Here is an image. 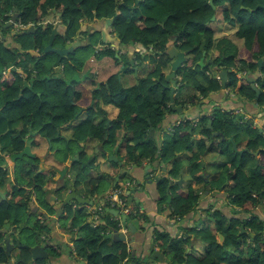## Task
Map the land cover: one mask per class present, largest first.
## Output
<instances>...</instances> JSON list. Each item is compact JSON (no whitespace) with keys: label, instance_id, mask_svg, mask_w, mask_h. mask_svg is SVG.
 Returning <instances> with one entry per match:
<instances>
[{"label":"flooded vegetation","instance_id":"flooded-vegetation-1","mask_svg":"<svg viewBox=\"0 0 264 264\" xmlns=\"http://www.w3.org/2000/svg\"><path fill=\"white\" fill-rule=\"evenodd\" d=\"M5 1H0V10ZM50 11L59 17L55 24L44 19L28 26L18 24L16 8L12 12H0V47H3L0 54L7 52L12 57L0 60V263L7 249L13 252L16 239H24L29 227L43 229L54 218L56 212L52 207L59 208L62 204V184L78 179L81 164L90 158L89 167L100 174L96 178L106 176L112 182L105 198H94V194L87 192L84 198L88 203L94 201L93 206L77 207L67 217V222L72 221V229L66 236L74 238L76 256V242L80 241L79 237L85 238L80 234L82 224L86 236L100 227L107 228L104 236L111 233L107 225L114 224L116 217L108 216L107 208L140 221V225L150 221L147 210L129 195L136 188L135 178L128 177L131 181L122 182L120 176L116 186L121 191L116 199L111 198L113 202L108 200L120 170H130L133 176L138 170L152 172L153 183L148 193L157 213L173 226V252L179 244L186 245L184 257L189 263L182 264L203 261L207 254L221 247L226 253L234 254L233 240L245 249L256 247L258 236L264 239V218L258 212L260 207L264 209L261 198L264 189L258 192L249 186L252 200L242 205L232 202L237 195L232 184L237 176L255 179L264 175V87L260 83L264 81V58L255 61V68L247 67L239 72L226 68L222 49L205 48L204 36L190 46L174 36L175 40L171 37L161 50L156 45L122 43L111 24V28L102 26L103 22L108 24L107 20L97 19L92 20L96 26L89 25V20L81 22L75 40L63 43L56 41L65 37L62 12ZM9 15L10 19L5 20ZM7 24L10 25L4 28ZM39 30L46 39L42 46L25 49L15 40L25 32L36 34ZM54 31L52 47L46 51ZM234 34V29L222 31L216 39H230ZM93 35L98 36L96 43L91 42ZM171 41L174 43L169 45ZM240 45L234 56L246 59L241 55ZM71 46L73 51L64 53ZM171 48L177 54L184 53V62L168 79L176 60L168 54ZM193 49H197V56ZM111 52L114 56L106 55ZM71 54L78 58H70ZM155 66L160 75H152L150 79L168 90L170 111L137 141L130 131L131 122L119 124L118 117L122 106L133 103L131 97L136 99L133 88L139 87ZM224 70L228 71L225 86L220 78ZM230 74L236 78L233 89L227 88ZM214 80L221 88L206 94L194 85L196 82L206 89ZM244 81L253 91V86L260 90L258 97L255 91L252 98L241 92ZM17 101L25 107L10 105ZM219 111L233 122L234 130L228 135L213 127ZM7 114L27 117L10 123L4 119ZM119 128H124L125 134L120 140H113L111 131ZM85 132L90 135L84 137ZM99 133L103 134L102 139ZM19 141L22 147L17 146ZM26 148L28 153H24ZM153 148L155 154L151 153ZM105 167L107 171H103ZM192 193L197 196L196 201L180 215L179 204ZM259 198V202L254 201ZM84 208L91 210L90 214L84 216ZM124 209H129V213Z\"/></svg>","mask_w":264,"mask_h":264},{"label":"trees","instance_id":"trees-1","mask_svg":"<svg viewBox=\"0 0 264 264\" xmlns=\"http://www.w3.org/2000/svg\"><path fill=\"white\" fill-rule=\"evenodd\" d=\"M213 6L216 7L215 10ZM13 8H16L19 13L18 24L24 26L41 22L50 10L55 9L62 12L65 37L62 40L56 39V41L60 40L63 43L75 40L77 31L81 28V22L84 20L106 21L113 19L111 25L114 33L122 43L133 41L147 47L156 45V48L164 50L171 37L178 36L186 46H190L199 43L204 36L205 48L211 49L213 46H217L222 49V45L230 41L241 44L239 46L243 49L241 55L246 59L240 58L239 55L236 58L234 56L236 52L233 55L224 53L226 54L224 64L226 68H235L239 72H244L247 67L255 68L257 65L255 61L264 58V0H213V5L210 4V0H138V3L137 0H7L2 3L0 12H12ZM213 15L216 16L214 21L211 20ZM8 19H10V15L5 17V20ZM221 23H225L235 30L232 38L216 39L222 35L221 30H224L220 26L219 30L215 32L216 25H222ZM202 31L203 33H201ZM97 39L98 36L93 35L91 42L96 43ZM15 40L25 49L32 48L34 45L42 46L46 42L40 30L36 34L25 32L18 35ZM236 48L238 49V47ZM193 51L197 56V49H193ZM7 54V52L0 54V60H7L11 57L10 54ZM106 55L114 56V52ZM102 56L104 55H99V57ZM70 58L74 59L78 56L71 54ZM152 59L155 61L154 58ZM245 60L250 62L249 66ZM152 75L159 76V68L155 66L148 78L142 80L139 87L133 88V92L137 96L136 99L131 97L134 104L123 105L122 113L118 117L119 124L122 121L131 122L130 131L134 132L137 141L149 132L150 127H155L164 118L165 112L170 111L168 107L169 92L159 83L152 81L150 79ZM243 83L241 92L249 98L254 97V91L249 83L246 81ZM260 83L264 87V81L261 80ZM235 84L236 78L230 74L227 88L233 89ZM194 85L203 94L209 90L217 91L221 88L217 80L211 81L210 88L206 89L199 87L196 82ZM10 105L25 107L21 101ZM22 116L27 117L26 115L7 114L4 115V119L13 123ZM213 127L216 131H225V135L234 130L233 122L229 121L225 113L220 111L215 114ZM249 130L250 128L246 132L248 133ZM205 132L210 135L209 130ZM253 134L254 132L249 135ZM98 137L102 139L103 134L99 133ZM21 143L19 141L17 146L22 147ZM256 143L255 141L253 144L256 145ZM151 153L155 154V148L151 150ZM98 183L97 180L93 181L94 188ZM249 186L258 192L262 191L264 175L255 179L253 177L238 178V176L233 178L232 190L237 195L232 202L242 203V205L251 202ZM261 198L264 199V193ZM196 199L195 194H189L188 199L179 204L181 213H178L185 214ZM254 201L259 202L260 198ZM83 228L80 230L83 231ZM106 229L100 227L88 238L79 239L80 241L76 242L78 256L87 257L88 264H120V261L125 260L130 262L126 244L102 240L101 234ZM169 243L170 247H167ZM172 243L174 247L173 239L168 234L163 235L162 249L166 250L167 254L169 250L173 251ZM233 246L234 251L238 252L237 257L226 253L221 247L215 252L207 254L205 260L197 259L194 264H264V239H258L256 247L244 249L236 240H233ZM185 247V244H179L175 253L173 252L175 263H189V260L184 257ZM244 255H247L246 259L242 258ZM130 263L135 264V262Z\"/></svg>","mask_w":264,"mask_h":264},{"label":"water","instance_id":"water-1","mask_svg":"<svg viewBox=\"0 0 264 264\" xmlns=\"http://www.w3.org/2000/svg\"><path fill=\"white\" fill-rule=\"evenodd\" d=\"M138 2V0H137ZM210 4L213 5V0H210ZM215 10L216 7L213 6ZM216 16L213 15L211 20L214 21ZM113 19L107 20L108 24L112 23ZM2 25V22H0ZM10 24L4 25V28H7ZM55 31L50 37V42L46 51L52 47V43L54 41ZM105 39V37H104ZM175 40V37H174ZM173 40V41H174ZM171 41L169 45H172L174 42ZM77 45V43H75ZM70 50L64 51V53H68L73 51L74 47H69ZM171 59L176 58V60L172 64L173 72L168 76V79L174 76V71H176L181 64L184 62V53L177 54L174 48L168 51ZM262 61H260L261 65ZM203 63L201 62V65ZM220 78L222 80V85L225 86L228 81V71L224 70L220 73ZM254 91L256 92V97L259 96L260 90L253 86ZM173 94V90L171 91V97ZM180 110V109H179ZM153 131V130H152ZM24 153H28V148H26ZM109 160L110 156L106 155ZM92 158L88 159L86 164H81L82 171H80L79 176H85L91 178V186L90 183H85L79 186L81 193L78 192V186L76 187V182L74 180L70 181V187H68V182L62 184L60 190L61 191V199L62 204L59 208L52 207L53 211L56 212V215L50 222L46 224V228L48 229L45 237L40 235V232L35 230L34 236L35 238L31 240H25L21 237L16 239L17 244L13 252H9L8 249L4 255V259L0 264H50L52 258H57V256H62L64 254H72L74 255V238H67V233L72 229V221H68L66 224L64 221L67 220V217L73 214L76 208L79 206H93L94 201H90L85 197L87 192H91L94 194V198H101L100 193H102V189L99 187H93V179H96L99 184H102L103 180L106 176H100V178H96L100 174H98L96 169H92L90 166ZM119 167L122 164L119 163ZM151 167L150 165L148 166ZM145 177L144 180H140L139 177L133 176L130 170H120L118 176L115 178V183L112 186H116L120 179V176L125 177H133L136 179V188L131 189L129 195L134 197V200L137 204H140V200L137 197V194L144 193L147 194L149 190V185L153 183V174L151 171L144 172ZM108 178V177H107ZM78 180V179H77ZM160 180V178H159ZM172 185V184H171ZM96 201V200H95ZM61 213L58 212L61 211ZM64 212V215H63ZM106 214L110 216L113 214L116 217L114 224H108L107 227L110 229L111 233L109 235L104 236L102 233V239L115 242V243H124L127 247V252L130 254V262H135V264H172L171 259L168 258V254L166 250L162 249V239L163 235L168 234L165 224H169L165 219L164 223H160L155 219V217L150 216L151 212H147V215L150 217V221L147 224L140 225V221L133 220L131 217L124 216L119 214V212L112 211L111 208H107L105 210ZM149 213V214H148ZM62 216V217H61ZM120 216V218H118ZM66 224V225H64ZM84 227V224L80 226V228ZM170 238H174L172 234H168ZM81 237H79L80 239ZM7 245V244H6ZM167 247H170V243ZM130 248V250L128 249ZM80 264H88V258L85 257ZM122 264V261H120ZM131 264V263H129Z\"/></svg>","mask_w":264,"mask_h":264},{"label":"rangeland","instance_id":"rangeland-1","mask_svg":"<svg viewBox=\"0 0 264 264\" xmlns=\"http://www.w3.org/2000/svg\"><path fill=\"white\" fill-rule=\"evenodd\" d=\"M59 17H58V15L57 14H54L53 12H49L48 13V15L44 18V19H47L49 22H51V23H53V24H55L56 22H57V20H59L58 19ZM43 19V20H44ZM92 20H89L88 21V24L90 25H97V24H95V22H93V24H92ZM222 25H216V28H220V26L221 27H223V29L224 30H221V31H227V32H229V31H231L232 30V28L231 27H229V25H227V24H225V23H221ZM102 26H104V27H106V28H111V25H108V24H105L104 22L102 23ZM236 45V46H235ZM237 45H239V44H235V43H232V42H230V41H227V42H225L223 45H222V52L223 53H227V54H231V55H233L235 52H236V50H237V48L236 47H238ZM125 51V49H122V52H124ZM212 52H215V50H212ZM214 57H215V55H214ZM106 60L107 59H109V58H105ZM199 71V70H198ZM124 128H119V129H115V130H113V131H111V133H113V136H114V138L115 139H113V140H120V138L122 137V135L123 134H125L124 133V130H123ZM90 135V132H85L84 133V137H88ZM240 138H242V136L240 137ZM73 148H72V151H75L76 150V147H75V145H73L72 146ZM108 161V160H107ZM250 162H253V159H250ZM110 163V162H109ZM20 179V178H19ZM121 180H122V182H127V181H131L128 177H125V176H122V178H121ZM70 181L71 180H68V181H66V182H68V187H70ZM107 181V182H106ZM110 183V185H111V182H112V180H109L107 177L105 178V180L103 181V183ZM85 183H90V186H91V178H89V177H85V176H79L78 177V180H77V182H76V184H77V188L79 189V186L80 185H83V184H85ZM108 183V184H109ZM224 183H226V182H222V184H224ZM227 184V183H226ZM112 187H115V188H118L117 186H112ZM177 187V186H176ZM115 188H112V189H115ZM177 188H179V187H177ZM111 189V190H112ZM63 191V193L65 192V190H62ZM78 192L79 193H81V190L79 189L78 190ZM106 193H107V189L106 190H102V193H100V195H101V197H106ZM174 194V193H173ZM97 201H99V199H97ZM231 201V200H230ZM263 202H264V200H263ZM232 203V202H231ZM160 205H162V203H160ZM170 206V205H169ZM78 207L79 208H81V206H79L78 205ZM120 207V206H119ZM85 210L83 211V213H84V216H86L85 214H90V212H91V210H89L88 208H84ZM83 210V209H82ZM258 212H260V215L262 216V218H264V209L263 208H259V211ZM66 224L68 223L67 222V220H65L64 221ZM47 224V223H46ZM46 224L42 227L43 229H37V228H35L34 226L33 227H29L28 228V231H27V234H26V236L24 237V239L25 240H31V239H33V238H35V236H34V232H35V230H37V231H39L40 232V234H42V235H44V234H47V231H48V229L46 228ZM66 224H64V225H66ZM80 234L82 235V236H84L85 238H88L89 236H86V234H85V231H80ZM168 234H169V232H168ZM202 237H204L203 235H201ZM260 237H261V235H259L258 236V239H260ZM263 238H264V236H263ZM103 240V239H102ZM228 248H229V246H227ZM245 249V248H244ZM228 251H231L230 249H228ZM237 254H238V252L235 250L234 251V254H233V257H237ZM173 256H174V254H173V251L172 250H169V252H168V258H170L171 259V261L174 263V264H177V263H175L174 262V258H173ZM242 258H244L243 256H242ZM173 259V260H172Z\"/></svg>","mask_w":264,"mask_h":264},{"label":"crops","instance_id":"crops-1","mask_svg":"<svg viewBox=\"0 0 264 264\" xmlns=\"http://www.w3.org/2000/svg\"><path fill=\"white\" fill-rule=\"evenodd\" d=\"M90 152V150H89ZM146 163V162H145ZM107 167L103 168V171H107ZM136 176H138L140 178V180H144V173L142 172V170H138L135 172ZM109 179V178H108ZM110 180V179H109ZM104 181V180H103ZM107 182V181H106ZM109 183V182H108ZM102 183L99 185V188L102 190H109V188H111L110 183ZM137 197L140 200V205H142L147 212H151L150 216L155 217V219L157 221H159L160 223H164L165 221V217L160 216L161 214L157 213V207H155V204L152 202L151 198L152 196H150L149 193L144 194V193H139L137 194ZM149 214V213H148ZM168 222V221H166ZM167 231L173 235L174 229L172 224H165ZM130 250V248H128ZM82 257L76 256L75 253L74 255L72 254H64L62 256H57V258H52V261L50 264H80L79 262H81ZM130 262L124 261V264H129Z\"/></svg>","mask_w":264,"mask_h":264},{"label":"built area","instance_id":"built-area-1","mask_svg":"<svg viewBox=\"0 0 264 264\" xmlns=\"http://www.w3.org/2000/svg\"><path fill=\"white\" fill-rule=\"evenodd\" d=\"M121 191V189H119V188H115V189H112L111 191H109V197H108V200L109 201H111V202H113L112 200H111V198L114 196L115 197V199L117 198V194L119 193ZM113 204V203H112ZM101 208V207H100ZM124 212H126V213H129V209H124Z\"/></svg>","mask_w":264,"mask_h":264}]
</instances>
